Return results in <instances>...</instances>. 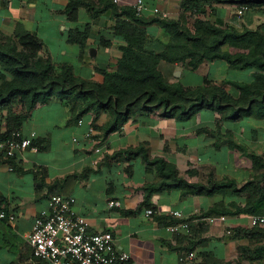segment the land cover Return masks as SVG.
<instances>
[{
    "label": "crops",
    "instance_id": "crops-1",
    "mask_svg": "<svg viewBox=\"0 0 264 264\" xmlns=\"http://www.w3.org/2000/svg\"><path fill=\"white\" fill-rule=\"evenodd\" d=\"M70 1L0 0V33L14 39L30 35L42 48L40 56L51 58L56 66L71 67L80 79L102 84L104 71L122 56L119 46L123 40L113 35L109 12L94 18L80 8L79 18L73 20L66 13ZM120 1L128 6V0ZM88 26L91 28L82 47L78 40ZM148 33L157 38L159 29L152 35L148 28ZM159 70L168 82L186 88L204 83L203 76L186 67L162 61ZM211 73L225 79L232 72L216 62L210 65ZM196 77L200 82L191 81ZM70 103L62 98L40 103L24 122V135H38V153L27 151L20 161L0 155V211L15 215L14 220L0 221V264L37 263L29 237L35 219L49 208L52 195L74 197L75 211L87 218L90 232L112 233L116 248L131 256V264H264V224L253 225L252 216L247 214L226 215V221L214 224L208 219L219 217L202 218L215 208L244 204L242 198L205 193L183 196L173 190L155 193L146 205L143 187L156 182L157 173L128 153L144 144L153 158L174 164L188 182L208 185L211 178L229 179L241 186L261 173L254 171L247 153L264 156V128L241 127L239 120L230 122L233 128H227L228 122L218 127V114L211 109L180 121L165 118L163 112L148 113L139 108L106 136L99 129L110 119L107 111L79 119ZM248 120L252 124L264 122ZM7 128L2 126L1 131ZM90 128L96 135L87 139ZM228 137L247 151L232 149ZM254 138L258 140L255 143ZM110 202L119 205L110 207ZM150 209L155 215L147 217ZM175 211L190 219L189 233L167 231V223L183 222L172 217ZM258 217H264V209ZM246 231L253 233L246 236ZM248 249H260L261 254H248Z\"/></svg>",
    "mask_w": 264,
    "mask_h": 264
},
{
    "label": "trees",
    "instance_id": "trees-1",
    "mask_svg": "<svg viewBox=\"0 0 264 264\" xmlns=\"http://www.w3.org/2000/svg\"><path fill=\"white\" fill-rule=\"evenodd\" d=\"M204 3L252 10L264 7V0H182L183 7L191 10H197ZM80 8H85L94 18L107 12L111 14L113 35L124 43L119 46L121 58L104 71V82L98 84L76 77L69 66H56L51 58L40 56L42 48L30 35L14 39L0 33V138L14 130L21 131L38 104H48L56 98L71 100V111L78 113L79 119L90 113L109 112V121L99 129L106 136L117 131L139 108L148 113L163 112L165 118L180 121L203 109L221 113L223 121L247 117L264 120V31L261 27L239 30L222 20L212 23L198 18L197 31L193 32L186 20L138 15L131 6H122L113 0H71L66 13L77 20ZM153 25L163 30L168 41L149 36L148 28ZM90 28L88 26L78 40L82 47ZM162 61L188 64L194 70L207 62H224L232 73H254L251 81H226L235 91L232 95L207 80L196 88L170 83L159 70ZM5 125L8 128L2 132ZM230 147L247 151L233 140ZM128 153L141 158L157 173V181L143 187L146 205L155 193L179 190L183 196L205 193L208 196H237L244 200V204L215 208L203 214V219L241 214L258 217L264 209V156L251 153L253 169L261 173L240 186L229 179L216 181L211 178L208 185L188 182L174 164L164 158H153L144 144ZM252 233L246 231V236ZM247 251L248 254H261L260 249ZM36 261V264H50L40 259Z\"/></svg>",
    "mask_w": 264,
    "mask_h": 264
},
{
    "label": "built area",
    "instance_id": "built-area-1",
    "mask_svg": "<svg viewBox=\"0 0 264 264\" xmlns=\"http://www.w3.org/2000/svg\"><path fill=\"white\" fill-rule=\"evenodd\" d=\"M113 1L121 4L120 0ZM131 7L138 15H160L163 18L168 16L158 7H151L145 0H135ZM79 125L82 126L83 121H80ZM95 135V129L90 128L85 137L91 139ZM37 138L36 132L24 135L22 131L14 130L0 138V155L7 160L20 161L27 151L38 153L40 149L35 144ZM75 204L76 199L72 196L52 195L49 198V208L35 219L29 237L34 257L50 264H131V256L116 248L112 233L90 232L89 221L76 213ZM109 205L114 207L119 203L110 202ZM153 215L155 211L151 209L146 211L147 217ZM172 217L183 222L167 226L169 233L190 232V219L183 212H172ZM6 219L14 220L15 215H8L1 210L0 221ZM226 219L224 216L210 218L208 222L214 224L218 220ZM251 222L253 225H262L264 217L252 216Z\"/></svg>",
    "mask_w": 264,
    "mask_h": 264
},
{
    "label": "rangeland",
    "instance_id": "rangeland-1",
    "mask_svg": "<svg viewBox=\"0 0 264 264\" xmlns=\"http://www.w3.org/2000/svg\"><path fill=\"white\" fill-rule=\"evenodd\" d=\"M134 1L135 0H128V6L129 5L132 6ZM147 1L149 2L151 6L158 7L162 13H166L168 15L167 16L168 19L186 20L187 26L193 32L197 31L196 22L198 18L204 21H211L212 23H218L222 20L223 22H227V23L234 25L239 30H243L244 27H249L252 29L261 27L262 30L264 31V7L260 9L252 10L248 8L238 7L235 5H228V4L218 5V4H212V3H204L202 4L203 6L202 11L199 10L202 7L200 6L197 8V10L192 9L195 11L193 12L191 9H185L183 7L182 0H147ZM119 5H122V4H119ZM240 11H243V12H240ZM158 29H159V33H158ZM149 31L152 35H155L156 33H158L157 38H160L164 41H168V37L164 34L163 30L159 26L157 25L150 26ZM186 63H189V60ZM213 63H216V62H207L201 65L199 69L197 70H194L188 64H185V65L175 64V65L179 66V68L186 67V68L191 69L192 71L196 72L197 75L204 77V83H205V80L210 81V83H212L213 85L224 88L227 92H229L232 95L233 94L235 95V91L233 87L226 84L227 83L226 81L243 82V81H251L253 79L254 72L252 71L231 73L229 77L228 78L226 77L225 79L217 75V78H216L215 75H213L212 73L208 74L210 65ZM224 64L227 65L226 63ZM191 79H192L191 80L192 82H196V83L200 82V78L198 77L191 78ZM203 85H200V86H203ZM215 112L218 114V122H219L218 127H221L222 125L228 122L227 128L229 129L233 128L234 123H230L231 121H228V120L223 121L224 115H222L221 113L217 111ZM248 119H252V118L247 117V118L239 119L240 121L239 126L246 127V128L250 126H260L264 128V122L261 121L260 123L252 124V123H248L249 121ZM232 122H237V120L232 121ZM228 138L229 139L227 140L230 141V137ZM256 141L258 140L254 138V143ZM247 155L251 157L250 156L251 153H247Z\"/></svg>",
    "mask_w": 264,
    "mask_h": 264
}]
</instances>
